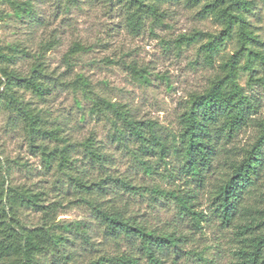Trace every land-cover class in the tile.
Returning a JSON list of instances; mask_svg holds the SVG:
<instances>
[{"label": "clouds", "instance_id": "obj_1", "mask_svg": "<svg viewBox=\"0 0 264 264\" xmlns=\"http://www.w3.org/2000/svg\"><path fill=\"white\" fill-rule=\"evenodd\" d=\"M0 264H264V0H0Z\"/></svg>", "mask_w": 264, "mask_h": 264}, {"label": "trees", "instance_id": "obj_2", "mask_svg": "<svg viewBox=\"0 0 264 264\" xmlns=\"http://www.w3.org/2000/svg\"><path fill=\"white\" fill-rule=\"evenodd\" d=\"M208 8H213L214 6L212 4L207 5Z\"/></svg>", "mask_w": 264, "mask_h": 264}]
</instances>
